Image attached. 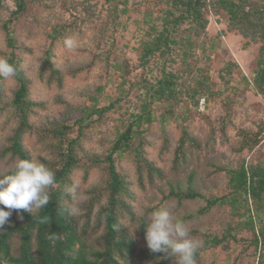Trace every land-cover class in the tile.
Instances as JSON below:
<instances>
[{"label":"rangeland","instance_id":"374dc122","mask_svg":"<svg viewBox=\"0 0 264 264\" xmlns=\"http://www.w3.org/2000/svg\"><path fill=\"white\" fill-rule=\"evenodd\" d=\"M163 1L38 0L25 15L9 25L18 47L20 66L29 80L28 97L38 104L31 107L27 118L30 126L21 135V144L29 159H39L47 167L52 165L64 147L57 146L53 133L56 127L67 123L74 130L69 137L74 136L79 129L74 123L79 109L89 108L94 98L97 99L96 108L113 102V107L100 120L92 115L80 124L78 165L62 185L66 191V187L75 182L87 197L80 205L82 214L75 218L88 253L103 248L104 222L98 212L106 203V195L101 192L90 210H86V204L92 199L89 191L100 187L105 164L99 161L117 133L124 129L129 115L138 111L143 93L139 83L144 78L151 80L154 74V61H150L147 68L138 66L139 44L145 39L147 26L158 23L155 17ZM10 9H13L12 1L5 0L0 13L2 57L8 50L2 22ZM151 13L153 17L149 18ZM205 16L208 23L204 54L201 49L193 54L197 56L196 66L204 67L209 73V90L202 94L196 107L184 94L173 107L153 102L150 106L153 121L140 128L141 133L134 141L136 148L132 145L114 156L116 170L127 186L122 200L129 207L118 208V223L127 240L135 245L131 255L123 253L124 259L114 253L120 263H160L159 257L146 255L151 250L140 223H145L146 233L150 213L168 207L186 223L191 237L199 243L195 264H255L256 254L248 246L250 233L241 228L235 233L236 242L203 248L206 237H220L238 219H245L246 216H237L244 211L243 206L238 213L228 206H215L201 214L202 199L178 200L166 196L171 190H181V193L193 190L206 197L221 195L226 191L223 169L236 167L241 159L258 160L264 165V98L250 82L260 43L243 39L237 30L229 29L221 10L209 9ZM53 30L57 33L50 36ZM68 39L73 40L71 47L66 44ZM200 39L197 40L199 44ZM46 50L50 65L59 75H51L47 68L41 71ZM166 65L168 68L181 67L179 61ZM227 65L229 72L224 70ZM184 78L186 85H191L190 76ZM16 85L13 78H0V174L11 170L17 160L16 156L4 151L10 144L8 138L18 126L16 113L7 106ZM222 121L225 122L223 126ZM260 126L262 131L259 132ZM184 130L197 144L186 145L185 158L175 164L174 151ZM255 133H259V142L252 149L240 150L242 137ZM85 151L98 158V163L83 160ZM139 153L142 159L137 158ZM214 166L221 170H215ZM68 199L67 195L63 203ZM140 209H143L142 216L137 215ZM11 212L8 221L18 217L15 209ZM10 243L14 255L18 237H13ZM169 255L166 264H175V258Z\"/></svg>","mask_w":264,"mask_h":264},{"label":"trees","instance_id":"16d2710c","mask_svg":"<svg viewBox=\"0 0 264 264\" xmlns=\"http://www.w3.org/2000/svg\"><path fill=\"white\" fill-rule=\"evenodd\" d=\"M11 1L13 9L9 10L2 22L6 48H8L3 55L17 69V74L13 78L17 85L7 106L16 113L18 126L8 138L10 144L4 151L10 152L17 159H29L21 144V135L30 126L27 124V118L31 107L38 104L28 97L29 80L26 79L20 66V59L16 52L18 47L15 46L9 25L25 15L31 4L38 0ZM4 2L5 0H0V13ZM163 2V6L159 7L155 17L158 23L153 22L147 26L144 32L145 39L139 44L138 66L147 68L149 62L154 61V74L151 80L144 78L142 83H139V88L143 90V93L138 111L129 115L124 129L117 133L99 161L105 164L100 187L89 191L92 199L86 204V210H90L93 200H98L97 196L101 192L106 195V203L98 212L104 222L102 250L92 253L86 251L77 220L67 213L63 203V199L67 197L65 188L62 186L63 182L78 165L77 149L80 151L81 148L79 145L80 124L82 125L83 120L92 115H96V120H100L106 111L113 107V102H111L107 106L96 108L97 99L91 97L94 98L93 104L89 108L83 107L78 111L79 116L75 118L74 123L79 125V129L76 130L74 136L69 137L74 130L67 123L60 124L53 131L57 138V146L64 147L56 155L57 161L48 166L56 177V182L50 189V202L44 208L33 211L32 214L24 210H15L18 217L11 218L4 229L0 230V264H126L120 263L114 256V253H117L124 259L123 253L131 255L135 250V245L127 240L125 232L118 223L120 213L118 208L129 209V207L122 200L127 186L121 174L116 170L114 156L130 149L132 145V148H136L134 141L141 133L140 128L144 124L150 125L153 121L150 113V106L153 102H162L173 107L181 101L184 94L193 101L196 107L202 94L209 90V73L204 67L196 66L197 56L193 54L196 49H201L204 54L205 28L208 23L205 14L209 9L223 11L228 28L237 30L243 39L248 38L253 43H260L259 56L254 62L250 82L253 89L264 98V0H164ZM152 13L149 18L153 17ZM56 33V30H53L50 36ZM199 38H201L200 44L197 41ZM49 60V52L46 50L41 71L47 68L51 75H59L57 69L50 65ZM177 61L181 67L168 68L166 65L168 62L174 64ZM224 70L229 72V66L227 65ZM149 71L152 72V69ZM185 75L190 76L191 85H186ZM225 117L228 118L227 115ZM223 124L225 122L222 121V126ZM260 131H262V126L259 127ZM258 134L242 137L240 150L252 149L259 142ZM196 144L194 138L184 130L174 151V163L183 161L186 145L193 147ZM87 154L86 151L83 153V160L98 163V158L95 159ZM137 158L142 159L140 153ZM86 166L88 167V164ZM214 168L221 170L219 166H214ZM223 170L225 171L226 191L221 195L206 197L203 193L193 190L184 193H181V190L178 192L171 190L166 196L178 200L202 199L204 205L199 210L201 214L215 206H228L238 213L239 208L243 206L244 211L238 213L237 216H246L245 219H238L237 223L227 227L220 237H206L203 248L210 245L224 244L226 246L229 242H236L235 233L239 230L238 228H241L250 233L248 246H251L256 254L255 264H264V165L258 160L247 162L241 159L236 167ZM188 180H192L191 176ZM144 226H146L145 223L141 222L140 230L143 236L146 235ZM13 237H18L19 240L14 255L10 247ZM198 254L199 251H196L195 256ZM146 255L150 258L159 257V264H166L170 259L169 254L152 251Z\"/></svg>","mask_w":264,"mask_h":264},{"label":"clouds","instance_id":"9594fccd","mask_svg":"<svg viewBox=\"0 0 264 264\" xmlns=\"http://www.w3.org/2000/svg\"><path fill=\"white\" fill-rule=\"evenodd\" d=\"M66 44L71 47L73 40H66ZM16 74V67L0 56V78L10 79ZM55 182V173L39 159H17L11 171L0 176V205L3 206L0 207V230L4 229L12 209L32 214L47 206ZM66 193L69 197L65 201L67 213L72 217L80 216L83 211L80 205L87 197L75 182L66 187ZM143 214V209L138 210V216ZM146 242L153 253L171 254L175 264H195L199 243L191 237L186 223L173 215L168 207L150 213Z\"/></svg>","mask_w":264,"mask_h":264}]
</instances>
